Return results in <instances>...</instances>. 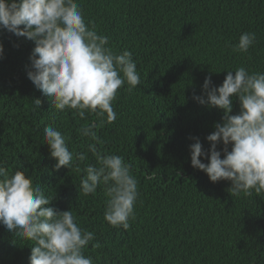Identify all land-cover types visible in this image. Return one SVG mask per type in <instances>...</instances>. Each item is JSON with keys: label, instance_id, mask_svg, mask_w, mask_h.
<instances>
[{"label": "trees", "instance_id": "trees-1", "mask_svg": "<svg viewBox=\"0 0 264 264\" xmlns=\"http://www.w3.org/2000/svg\"><path fill=\"white\" fill-rule=\"evenodd\" d=\"M76 2L109 47L132 53L140 73L141 85L118 90L116 119L98 131L106 154L132 165L135 219L128 230L105 221L104 188L88 196L79 191L84 173L76 168L85 164L74 160L72 169L55 170L44 128L57 127L75 156L90 142L77 129L96 117L58 112L28 78L34 42L7 30L0 31V162L13 173L26 171L54 199L52 207L71 210L82 229L95 233L84 249L93 264H264V194L231 196V182L212 183L192 167L190 153L193 138L210 150L206 138L222 123V110L193 99L203 94L205 78L219 87L226 71L240 66L264 73V0ZM243 32L255 33L256 42L247 53H233L230 45ZM239 111L236 99L232 114ZM87 155L85 163L96 165ZM31 243L0 225V264H30Z\"/></svg>", "mask_w": 264, "mask_h": 264}, {"label": "clouds", "instance_id": "clouds-1", "mask_svg": "<svg viewBox=\"0 0 264 264\" xmlns=\"http://www.w3.org/2000/svg\"><path fill=\"white\" fill-rule=\"evenodd\" d=\"M22 26V27H21ZM33 41L28 78L55 109L72 112L73 118L96 119L77 129L87 138V152L96 165L86 164L87 152L74 154L68 137L49 124L44 141L57 163L56 171L72 169L74 160L85 164L79 191L94 195L103 187L104 219L112 227L130 228L135 219L138 181L132 165L115 154H106L99 129L116 119L112 106L118 90L125 84L131 92L141 85L140 73L129 50L115 52L109 38L99 34L94 23L86 22L76 0H0V31ZM256 42V34L243 32L233 53H247ZM4 47L0 43V59ZM223 84L213 86L211 75L205 78L202 95L193 99L209 109L223 112L222 123L214 125L207 136L211 148L205 151L199 138L190 145L191 165L206 173L212 183L231 182L233 197L264 194V73L250 72L244 66L226 71ZM1 85V84H0ZM0 90L2 87L0 86ZM239 100V114L233 115V101ZM41 108V100H34ZM223 144V151L218 146ZM98 145L100 147H98ZM231 146V150H229ZM223 155V158H221ZM201 157L208 160L203 163ZM54 199L34 186L26 171L14 173L0 162V225L31 241L30 264H93L84 249L95 239V233L82 229L73 212H60L51 205ZM98 247L99 245H94Z\"/></svg>", "mask_w": 264, "mask_h": 264}]
</instances>
